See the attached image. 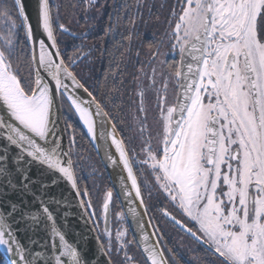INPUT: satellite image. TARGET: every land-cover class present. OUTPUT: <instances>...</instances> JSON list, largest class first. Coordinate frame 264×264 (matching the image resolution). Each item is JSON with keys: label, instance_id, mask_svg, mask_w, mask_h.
I'll list each match as a JSON object with an SVG mask.
<instances>
[{"label": "snow or ice", "instance_id": "snow-or-ice-1", "mask_svg": "<svg viewBox=\"0 0 264 264\" xmlns=\"http://www.w3.org/2000/svg\"><path fill=\"white\" fill-rule=\"evenodd\" d=\"M34 3L35 23L23 0H0V248L7 264H175L162 222L201 248L207 264H264V0L167 2L165 35L177 59L164 71L165 62L155 66L157 51L133 73L139 103L130 102L135 112L124 125L75 71L82 45L67 52L69 39L86 34L61 22L57 0ZM83 3L90 9L97 0ZM131 7L118 8L106 30L115 33L127 16L129 33L119 34L129 42L140 0L135 14ZM122 76L119 64L109 65L106 79L119 77L122 88ZM69 117L94 146L107 145L105 167L119 178L116 198L126 212H113L112 190L98 206L84 199L90 190L78 182ZM34 167L80 198L99 259L58 227L53 206L62 201L33 178ZM145 192L154 204L145 203ZM129 216L132 239L124 227ZM42 222L49 240L45 250H33L21 225L27 235Z\"/></svg>", "mask_w": 264, "mask_h": 264}, {"label": "trees", "instance_id": "trees-1", "mask_svg": "<svg viewBox=\"0 0 264 264\" xmlns=\"http://www.w3.org/2000/svg\"><path fill=\"white\" fill-rule=\"evenodd\" d=\"M57 3H61L62 5L61 15L63 19L61 22L71 25L72 30L77 34H86L82 39H77L74 42L71 39L67 41V52L69 55L74 54L72 48L73 43L76 45H82L80 51L75 53L76 55H80L81 52L83 53V56L79 61L75 71L96 89L98 98L105 100L108 106L113 108L114 115H119L122 117L121 123L124 125L125 120L123 118L130 117L131 114H119L120 111L117 110L118 108H123V112L127 111L128 104L124 102L125 97L121 91L120 78L118 77L115 83H113L111 78L106 79L110 64H112L113 67L119 64L121 69L124 68V62L122 59L123 57H121L122 54L120 53V48L118 49V47H120L119 44H110L107 52H104L102 46L104 39L102 41V39L96 38V43L99 42L100 46L90 51L87 35V30L90 27V17L89 11L85 8L83 0H80V3H77V0H57ZM68 5H72V7H68ZM95 25L100 26L99 19L94 20V26ZM97 30H99V28ZM125 52L127 51L125 50ZM132 57L133 55L129 56V60L131 62L128 69L129 74L132 73ZM117 88H120L119 92H117ZM130 97H128V99H130ZM69 119L76 125V138L78 145L76 151L79 153V158L77 160L79 171L77 175L79 177L78 182L80 188L84 189L87 187L90 190V196L84 197V199H91V201L98 206L104 192L107 190L113 191V189L110 185L104 166L83 128L76 123L75 117H69ZM74 159H76V157H74ZM113 197L115 201L114 208L117 207L118 210L121 211L120 204L114 194V191ZM125 226L127 227L126 224ZM128 238L132 239L129 231ZM167 246L174 250L173 259L175 264H205L202 255L196 250L197 247L192 248L188 246H172L169 244ZM0 264H7V259L1 251Z\"/></svg>", "mask_w": 264, "mask_h": 264}, {"label": "flooded vegetation", "instance_id": "flooded-vegetation-1", "mask_svg": "<svg viewBox=\"0 0 264 264\" xmlns=\"http://www.w3.org/2000/svg\"><path fill=\"white\" fill-rule=\"evenodd\" d=\"M170 2V0H167ZM166 0H140V8L139 15L136 18V24L134 33L132 36V40L129 42L127 39H124L119 33H123V36L126 37L129 33L128 27H126L127 16L124 17V20L116 29L115 33H108L106 30L109 27V17L113 16L118 8L123 5H131L130 12L136 13V0H97V3L93 5L89 11L90 17V27L87 30L88 35V45L90 51L94 48L100 46L99 42L96 43V38L104 39L102 42V46L104 52H107L110 44L118 45V49L120 48V53L123 57V87L121 88L122 94L125 97V103L127 104V111L120 112L119 114H131L135 112V108H129V104L132 100H135L136 103H139L138 97L135 95L139 89L136 88V84L133 80V73L141 66V64H145L152 57V53L159 52L158 57H156V67H160L161 62H165L163 66L164 71H171L170 64L174 62L177 57H175L169 48L168 38L165 35L167 29V16H168V8H167ZM100 20V26H94V20ZM99 28V30H97ZM96 43V44H95ZM131 47L130 52H125V50ZM139 52V56L136 53ZM126 55V57H125ZM133 55V66L131 70V74H129V66L130 60L129 56ZM131 79V80H130ZM148 81L144 80V87L147 88ZM131 96V97H130ZM130 97V99H128ZM153 96L151 92L147 93V101L146 107H148L149 111L147 115L154 119V113L151 111L153 107L152 101ZM129 108V110H128ZM110 182V181H109ZM111 185V183H110ZM113 189V187H112ZM114 191V189H113ZM115 194V193H114ZM145 203L146 204H154V200L148 199V194L145 192ZM121 208V207H120ZM122 211V209H121ZM114 212H119L118 208H114ZM151 215V213H150ZM127 225V223H126ZM124 227H126L124 225ZM162 227L167 234L166 239H168V244L172 246H188L192 248H196L197 251L200 252L204 263L207 264L206 254L204 251L197 245H195L185 234L178 232L174 229L170 224H166L162 222ZM128 228V226H127ZM129 231V230H128ZM130 233V231H129ZM131 235V233H130ZM132 237V235H131Z\"/></svg>", "mask_w": 264, "mask_h": 264}, {"label": "water", "instance_id": "water-1", "mask_svg": "<svg viewBox=\"0 0 264 264\" xmlns=\"http://www.w3.org/2000/svg\"><path fill=\"white\" fill-rule=\"evenodd\" d=\"M23 3L25 5L27 14L32 18V22L35 23L34 0H23ZM84 132L86 133L85 130ZM91 144L104 166V169L108 175L109 181L114 189V193L116 196L117 192H119L120 190L119 178L115 176L110 167H105V161L103 159L104 152L107 149V145L102 142L97 146H94L92 142ZM31 174L33 178H39L44 183L49 185L47 191L50 196H55L56 199L62 201L59 206H53L57 208L56 216L58 227H60L61 230L66 233L67 238H69L70 240H75L85 250V252L89 253V255L95 254L96 258L99 259V255L98 253H96L97 232L93 230L92 224L89 221L87 214L84 213L82 208L80 207V198L75 195L74 191L66 182H64L63 180H57V177L55 176H39L35 167L32 169ZM53 180H57L54 185L52 184ZM117 200L122 211L126 212V202H123L122 197ZM127 226L132 235V229L134 225H132L130 216L127 218ZM28 237H31V239L35 241V243L30 244V247L33 250H45L44 245L48 243L49 237L47 231L44 228L43 222L37 225L34 231L29 230L27 235H25L24 226L21 225V238L26 244L29 243ZM0 251L7 259V256L4 254V250L0 248ZM93 264H95V261H93Z\"/></svg>", "mask_w": 264, "mask_h": 264}, {"label": "rangeland", "instance_id": "rangeland-1", "mask_svg": "<svg viewBox=\"0 0 264 264\" xmlns=\"http://www.w3.org/2000/svg\"><path fill=\"white\" fill-rule=\"evenodd\" d=\"M148 122L149 123H152L153 122L152 115H151V117L148 116Z\"/></svg>", "mask_w": 264, "mask_h": 264}]
</instances>
